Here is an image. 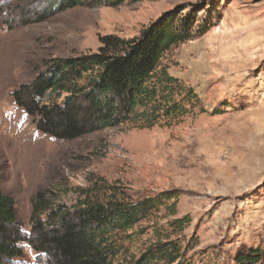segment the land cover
<instances>
[{"label":"rangeland","instance_id":"rangeland-1","mask_svg":"<svg viewBox=\"0 0 264 264\" xmlns=\"http://www.w3.org/2000/svg\"><path fill=\"white\" fill-rule=\"evenodd\" d=\"M32 1L0 0V184L16 202L24 233L35 195L52 189L71 204L73 189L99 176L136 199L178 196L177 216L163 211L141 224L126 246L128 257L157 240L155 231L168 221L185 216L192 219L183 234L190 264H235L242 248L264 247V0H82L9 29ZM201 2L221 9L222 19L165 61L199 97L182 123L124 125L64 141L39 132L15 103L12 92L33 82L50 60L96 52L104 36L133 38L163 13ZM22 248L12 264H47L28 244Z\"/></svg>","mask_w":264,"mask_h":264},{"label":"trees","instance_id":"trees-1","mask_svg":"<svg viewBox=\"0 0 264 264\" xmlns=\"http://www.w3.org/2000/svg\"><path fill=\"white\" fill-rule=\"evenodd\" d=\"M81 4L82 0L29 2L27 8H19L16 25L9 29L42 22L53 11ZM221 19V9L202 2L178 6L138 36H104L96 52L50 60L12 97L39 132L57 140L72 141L124 125L140 130L178 125L192 114L199 97L170 73L165 61L182 45L208 34ZM73 190L76 199L71 204L60 201L52 189L35 195L31 229L25 234L16 202L0 184V264L22 258L24 243L47 264H190L191 249L183 237L192 223L190 216L168 221L165 229L155 231L157 240L138 256L126 253L141 224L163 211L177 216L175 192L136 199L119 183L99 176ZM235 264H264V247L242 248Z\"/></svg>","mask_w":264,"mask_h":264}]
</instances>
